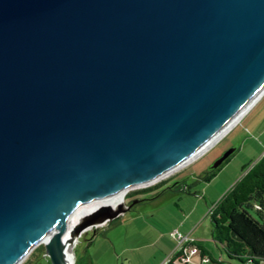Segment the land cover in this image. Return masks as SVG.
Instances as JSON below:
<instances>
[{
    "label": "water",
    "instance_id": "1",
    "mask_svg": "<svg viewBox=\"0 0 264 264\" xmlns=\"http://www.w3.org/2000/svg\"><path fill=\"white\" fill-rule=\"evenodd\" d=\"M263 84L264 0H0V264L39 243L68 264L130 208L79 206L174 168Z\"/></svg>",
    "mask_w": 264,
    "mask_h": 264
},
{
    "label": "rangeland",
    "instance_id": "2",
    "mask_svg": "<svg viewBox=\"0 0 264 264\" xmlns=\"http://www.w3.org/2000/svg\"><path fill=\"white\" fill-rule=\"evenodd\" d=\"M244 112L224 135L192 161H187L153 183L128 189L126 193L150 187L127 197L126 202L131 200L133 207L119 214L109 226L101 228L99 225L84 231L72 248L73 261L76 260L77 264H160L173 244L170 230L177 229L186 234L185 227L190 226V229L198 225L197 232L209 242V251L214 258L209 261L204 259L202 264H217L213 261L253 264L228 257L221 245L211 237L208 215L209 208L240 176L241 167L264 151V91ZM230 147L236 150L208 181L199 177L217 155ZM167 185L170 187L166 188ZM141 197L146 200L137 202V198ZM123 199L126 204L125 197ZM185 219L184 228L180 227ZM106 227L109 239L103 234ZM160 235L161 239L155 240ZM113 239L115 243H112ZM31 254L26 264H41V259L47 257L42 243L27 255ZM258 264H264V260H259Z\"/></svg>",
    "mask_w": 264,
    "mask_h": 264
},
{
    "label": "trees",
    "instance_id": "3",
    "mask_svg": "<svg viewBox=\"0 0 264 264\" xmlns=\"http://www.w3.org/2000/svg\"><path fill=\"white\" fill-rule=\"evenodd\" d=\"M204 180L208 181L209 176ZM208 215L211 237L228 257L253 264L264 260V151L241 167L240 176L209 208ZM178 254L174 253L163 264H175L173 260Z\"/></svg>",
    "mask_w": 264,
    "mask_h": 264
},
{
    "label": "bare ground",
    "instance_id": "4",
    "mask_svg": "<svg viewBox=\"0 0 264 264\" xmlns=\"http://www.w3.org/2000/svg\"><path fill=\"white\" fill-rule=\"evenodd\" d=\"M263 91H264V84L255 92V94L252 95V97L243 105V107H241V110L230 120V122L228 124H226L222 129H220V131L215 135V137H213L210 141H208L206 145H204L199 150H197L189 158H187L184 161H181L174 168H172V169H170L168 171L170 172V171H172V170L180 167L181 165H183L187 161L191 160L192 158H194L198 154H200L203 150H205V148H207L208 146H210L211 144H213L215 141H217L222 135H224L227 132L228 129H230L239 120V118L241 117V115L243 114V112L246 109H248V107L259 97V95ZM168 171L160 174L159 176H157L156 178H154L150 183H153V181L158 180V178L160 179V177L163 176V175H165L166 173H168ZM145 184L146 183L136 184V185H133V186H129V187H126V188L119 189V190L114 191V192H112L110 194L103 195V196H100V197L91 199L90 201H88V202H86L83 205H81V206L78 207L76 213L74 214V216L72 218V223H75L79 219L80 215H82L83 213H86L87 211H89L90 209H92L93 207H95L96 205H99V204H109L110 206L116 208L119 203H122L123 202V200H124L123 197L125 196V193H126V191L128 189H131L133 187H137V186H140V185H145ZM121 195L123 197L117 203V200L120 198ZM76 241L77 240H74V242L72 244H70L68 246V248L66 249V251H65V254H66V257H67V260H68V264H72L73 263L72 248L76 244ZM23 259H21L20 262Z\"/></svg>",
    "mask_w": 264,
    "mask_h": 264
},
{
    "label": "crops",
    "instance_id": "5",
    "mask_svg": "<svg viewBox=\"0 0 264 264\" xmlns=\"http://www.w3.org/2000/svg\"><path fill=\"white\" fill-rule=\"evenodd\" d=\"M116 218V217H115ZM187 215H186V219H187ZM114 219V218H113ZM108 220L106 221L105 223L101 224L100 227L101 228H104V226H109V224L111 223V221L113 220ZM186 219L184 221L181 222V224L179 225L180 227H183L184 228V223L186 221ZM197 226H194L193 228L191 227L189 229L190 226H187L185 227V229L187 230V233H189V235L193 238V243L197 246L198 248V251L192 255H190L189 257V260L186 262V263H183V264H202V262L204 261V259L206 261H209V258L210 259H214L211 255V252L209 251V242L203 238H201L197 232ZM99 227V228H100ZM174 227H178V226H174ZM189 229V230H188ZM171 231V230H170ZM108 229L107 227L105 229H103V234L104 236H106L107 238L109 237L108 235ZM169 236H170V233H169ZM161 235L160 236H157L155 240H160L161 239ZM112 238V237H111ZM109 239V238H108ZM115 239L112 240V243H115L114 241ZM170 240L172 241L173 244H171L167 250L168 252V255L167 257L170 256V253L173 251V248H174V240L172 239V237L170 236ZM110 241V240H109ZM159 242V241H158ZM32 254L31 255H27V257H25L19 264H26L27 262L30 261V258H31ZM166 257V258H167ZM165 258V259H166ZM164 259V260H165ZM163 260V261H164ZM162 261V262H163ZM160 262V264L162 263ZM41 264H46V263H49V260L47 259V257H44L41 259ZM120 264H124L123 262H121ZM156 264V263H155Z\"/></svg>",
    "mask_w": 264,
    "mask_h": 264
},
{
    "label": "built area",
    "instance_id": "6",
    "mask_svg": "<svg viewBox=\"0 0 264 264\" xmlns=\"http://www.w3.org/2000/svg\"><path fill=\"white\" fill-rule=\"evenodd\" d=\"M170 235L175 241V245L173 251L170 253V256L165 260L169 259L174 253L179 252L173 262L175 264L186 263L189 260L190 255L198 251L197 246L193 243V238L189 235V233L183 234L177 229L171 230ZM165 260L161 264H163Z\"/></svg>",
    "mask_w": 264,
    "mask_h": 264
},
{
    "label": "flooded vegetation",
    "instance_id": "7",
    "mask_svg": "<svg viewBox=\"0 0 264 264\" xmlns=\"http://www.w3.org/2000/svg\"><path fill=\"white\" fill-rule=\"evenodd\" d=\"M225 150H227V149H225ZM224 150V151H225ZM236 149L234 148V150L230 153V154H228L217 166H215V167H212V164H213V162L216 160V159H218L222 154H223V152L224 151H222V153H220L219 155H217V157H215L214 159H213V161H211V163L209 164V166L200 174V176L199 177H201L203 180H204V177H206V176H209V179L221 168V166L229 159V157H230V155H232V153L235 151ZM165 180H167V179H165ZM161 182H163V181H161ZM152 187V186H151ZM170 187V185H167L166 186V188H169ZM147 189H149V188H141V189H138V190H134V191H129V192H127L126 194H125V202H126V199H127V197H131V194H133V195H137V194H139V193H141V192H143V191H145V190H147ZM132 195V196H133ZM121 200V199H120ZM144 200H146V198H137V202H141V201H144ZM118 201L119 200H117V203H118ZM130 204V208H132L133 207V204L131 203V200H129L128 202H126V204L125 205H129ZM129 208V209H130Z\"/></svg>",
    "mask_w": 264,
    "mask_h": 264
}]
</instances>
